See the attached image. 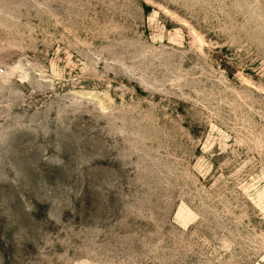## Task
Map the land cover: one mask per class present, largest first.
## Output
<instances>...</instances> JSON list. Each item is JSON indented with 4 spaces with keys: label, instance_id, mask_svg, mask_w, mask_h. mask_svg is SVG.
<instances>
[{
    "label": "rangeland",
    "instance_id": "1",
    "mask_svg": "<svg viewBox=\"0 0 264 264\" xmlns=\"http://www.w3.org/2000/svg\"><path fill=\"white\" fill-rule=\"evenodd\" d=\"M0 264H264V0H0Z\"/></svg>",
    "mask_w": 264,
    "mask_h": 264
}]
</instances>
